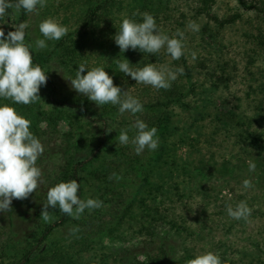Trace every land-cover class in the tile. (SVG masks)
Masks as SVG:
<instances>
[{
    "label": "rangeland",
    "instance_id": "374dc122",
    "mask_svg": "<svg viewBox=\"0 0 264 264\" xmlns=\"http://www.w3.org/2000/svg\"><path fill=\"white\" fill-rule=\"evenodd\" d=\"M122 1L124 6H129L130 0ZM81 6V0H47L46 7L40 9L38 15L30 14L29 27L25 31L32 42L43 39L39 23L52 18L66 26L68 32H74L79 28ZM199 10L200 0H161L160 3L156 2L151 14L158 28L170 37L177 29L184 32V52L190 75L177 74V79L195 87V92L187 100L188 106L175 107L170 124L173 133L170 142L177 146V163L173 165L171 160H167L161 169L167 176L168 218L164 231L168 235V245L173 247L175 264H186L188 257L192 259L208 251L218 254L222 261L227 259L234 264H264V149L259 148V142L245 140L247 133L254 138H264V18L247 11L239 0H216L213 7L212 13L220 19L237 13L242 15L241 19L229 26L221 27L199 14ZM116 14L113 23L104 24V28L99 30L103 46L84 54L82 63L86 64L88 70L102 66L109 75H117L116 71L121 72L118 66L114 71L116 59L125 58L134 65L139 58L138 49L129 48L120 53L114 37L123 18L142 22L143 13L138 10V15L133 16L126 6L124 11ZM190 22L199 25L198 32L188 27ZM14 24L11 21L0 23L5 36ZM46 44L54 47L51 41H46ZM160 53L165 55V61L155 65H167L172 70L182 68L184 71L180 59L172 60L163 49ZM192 53H195V59ZM142 57L147 55L142 53ZM51 66L52 72L59 77L62 90L79 94L64 78V75L73 78V74L58 60ZM128 94L147 102L155 99L158 89L141 84L131 88ZM41 106L46 111L52 110L49 103L44 102ZM95 110L101 112L99 108ZM147 116L145 113L133 115L118 112L112 124L118 129H130L140 119L148 125L150 117ZM69 130L70 126L63 124L59 132L48 133L42 139L45 151L36 163L42 170L43 182L27 199H13L11 212H0L5 228V236L0 244L9 256L24 251L33 243V236L42 223L40 214L43 203L47 202V191L54 186L56 175L68 158L66 134ZM132 131L135 135V131ZM73 133L81 140L93 135L100 136L102 124L82 119L80 127L75 126ZM162 145L159 142L156 150L145 149L143 154L140 153L146 158L143 162L151 161L149 157L156 160L158 157L154 153ZM130 154L138 155L134 145ZM80 157L86 158L82 153ZM249 161L256 164L254 172L249 171ZM204 162L205 169L201 167ZM125 167L123 173L126 176L128 166ZM128 173L124 180L126 188L135 195L142 187L144 173L138 168L136 172L129 170ZM245 179L251 180L253 187L245 189ZM84 183L88 198L97 199L100 195L98 186ZM240 201H246L252 209L247 221L232 219L227 214V205L235 207ZM136 209L139 210L138 205ZM104 210L109 212L110 208L105 206ZM83 218L82 214L79 219ZM105 218L110 220L106 215ZM142 221L138 217L124 225L119 234L123 240L110 244L104 250L114 256L106 264H132L136 254H143L147 250L156 252L157 245L146 243L149 238L139 232ZM74 228V224L57 228L46 243L44 254L52 256V250L73 247L84 252V260L99 261L102 250L89 251L81 247L77 232L71 231ZM55 257L45 263L37 261L36 264L54 263Z\"/></svg>",
    "mask_w": 264,
    "mask_h": 264
},
{
    "label": "trees",
    "instance_id": "16d2710c",
    "mask_svg": "<svg viewBox=\"0 0 264 264\" xmlns=\"http://www.w3.org/2000/svg\"><path fill=\"white\" fill-rule=\"evenodd\" d=\"M82 6L79 14V28L68 34L59 41H51L53 48L47 47L43 50H36L35 47L30 50L33 56V63L38 64L47 74L46 85H42L39 95L41 100L30 104H15L10 100L0 98V106L8 104L15 107L18 114L31 122L30 131L40 140L44 139L48 133L59 132V127L63 124L70 126V130L66 134L69 142V151L66 155L68 158L66 163L60 167V172L56 175L55 183L68 182L77 180L80 184L78 196L81 199H88V190L85 183L98 186L100 195L97 199L103 201V206L99 209L88 210L83 213V219H73L72 217L59 211L58 207L49 212L52 219L49 222L42 220L38 226V230L33 236V243L24 251L16 252L13 256L6 254L4 247L0 244V263L2 264H36V262L45 263L56 256V261L51 264H106L108 260L113 259V254L104 251L109 248L110 244H114L123 240L119 235L125 224L140 217L142 220L139 232L146 235L149 241L157 245L156 252L150 250L143 254H136L135 261L132 264H175L173 247L168 245V235L164 229L167 225L166 215V199H167V176L161 171L167 160H171L172 164L177 163L176 145L170 142L172 129L170 124L173 120L175 107H187V100L195 92L194 86L188 82H182L178 79L171 82V87L167 90L158 89L155 99L150 101H140L143 105V112L147 114L149 119V128H157V136L159 142L163 143L162 147L154 154L158 157L156 160L149 157L151 161L143 162L142 154L132 156L130 150L132 144L120 145L115 137H118L121 129L115 128L114 115L118 113V106L111 104L98 106L95 102L87 99L82 94H70L61 88V83L57 73L52 72V63L59 61L60 64L69 70L75 77L79 64L85 59V53L97 50L103 45L100 41L101 32L104 24L113 23L116 19V13L130 8L133 13L149 12L152 14L155 10L156 2L161 0H130L129 6L125 5L122 0H81ZM241 5L249 12H254L264 18V0L256 2H245L239 0ZM216 0H200L199 14L207 16L215 21L221 27L229 26L242 18L237 13L227 19H220L212 13ZM7 15L0 17V23L8 21L15 22L18 25L22 22L27 24L30 21V14L23 9L15 12L14 9L6 10ZM138 15V14H137ZM109 19V20H107ZM13 27L10 31H14ZM104 32V31H103ZM78 37V39H76ZM26 42L33 43L31 37L26 33ZM50 44V45H51ZM142 57L140 52L139 58L136 59L133 69L142 68L152 63H163L165 55L163 53L148 54ZM184 65L183 73L190 75L187 66L186 55L180 58ZM115 70L117 65L114 64ZM111 72L113 70L111 69ZM87 73V69L83 74ZM112 75L114 84L119 86L122 91L129 93L131 88L138 87L142 83H136L130 76L123 73ZM122 76V77H119ZM73 77V78H74ZM191 77H185V79ZM49 103L52 110L46 111L42 108V103ZM100 109V113L95 110ZM82 119L93 120L102 124V134L100 136L93 135L85 140L78 139L73 131L75 126L80 127ZM133 131H129L130 138L133 137ZM261 143L259 147L264 149V138L253 137L251 133H247L245 140ZM263 146V147H262ZM86 152V153H85ZM86 156L85 159L80 154ZM163 160L165 162H163ZM128 166L126 176L123 170ZM201 167L206 168V163H202ZM199 166V168H201ZM143 170V184L138 193L133 195L126 188V177L128 171ZM202 170V169H201ZM115 174V176H113ZM119 177V178H117ZM138 205L139 210L136 209ZM110 208L109 212L104 207ZM106 217H109L108 221ZM69 224L76 225L79 229L80 246L86 250H102V256L95 263L93 259L84 260L83 251L75 250V248L55 249L52 250V256H46V243L49 241L53 232L60 227ZM163 229V230H162ZM5 236V228L3 220L0 217V243ZM36 251L39 253L36 254ZM188 259H190L188 257ZM8 260V261H6ZM116 261V258H114ZM222 264H234L224 259Z\"/></svg>",
    "mask_w": 264,
    "mask_h": 264
},
{
    "label": "clouds",
    "instance_id": "9594fccd",
    "mask_svg": "<svg viewBox=\"0 0 264 264\" xmlns=\"http://www.w3.org/2000/svg\"><path fill=\"white\" fill-rule=\"evenodd\" d=\"M47 0H0V17L6 16V10L14 9L20 12L39 14V10L46 7ZM136 13H133L135 16ZM15 30L5 32L0 27V98L10 100L15 104L30 105L39 100L40 88L46 85L47 74L38 64L33 63V46L36 50L48 47L46 41H59L68 34V28L59 24L52 18L39 23V32L44 37L36 39L33 43L26 42V29L29 25L22 22L12 26ZM188 27L199 31V25L190 22ZM120 53L129 48L142 53L157 54L162 49L170 55L172 60H179L184 56V32L177 29L170 37L160 30L153 15L145 12L142 22L135 19L123 18L119 31L114 37ZM195 59V53H192ZM118 69L126 76H130L136 83L152 86L156 89L167 90L171 82L177 79V74H183L182 68L172 70L167 65L157 66L149 63L142 68L133 69L127 59L115 60ZM87 69V73L83 74ZM70 81V86L79 94L98 106L111 104L118 106L120 114L129 112L133 115L143 112L142 103L135 97L122 91L114 84L113 78L104 67H93L88 70L85 63H80L75 77L64 75ZM51 106V105H50ZM31 122L19 115L16 108L4 104L0 106V212H11L13 199L24 200L35 192L42 181V170L37 166L38 158L43 155L45 148L42 142L30 131ZM135 131L130 138L129 131ZM157 128L151 127L137 119L130 129H121L118 137L120 145L131 143L135 146L137 154L145 149L149 151L158 148L159 139ZM249 171L254 172L256 164L249 161ZM115 176V174H113ZM119 178V177H117ZM245 189L253 187L251 180L243 181ZM80 184L73 179L68 182H59L50 187L46 194V203H43L40 218L49 222L52 217L49 207L79 219L86 209H99L103 201L78 196ZM227 214L235 220L247 221L252 209L246 201H240L235 207L227 205ZM78 232V228L71 229ZM186 264H222L220 256L211 251L197 254L195 258L188 259Z\"/></svg>",
    "mask_w": 264,
    "mask_h": 264
}]
</instances>
